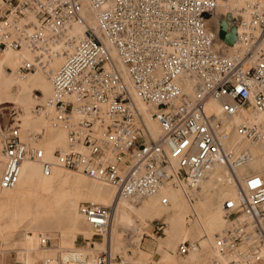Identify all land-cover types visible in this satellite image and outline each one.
<instances>
[{
  "label": "built area",
  "instance_id": "obj_1",
  "mask_svg": "<svg viewBox=\"0 0 264 264\" xmlns=\"http://www.w3.org/2000/svg\"><path fill=\"white\" fill-rule=\"evenodd\" d=\"M87 1L95 28L76 33L74 27L85 24L82 0H0V54L26 50L34 62L23 60L18 74L39 68L49 76L51 95L44 102L34 95L33 111L66 132L65 148L53 152L57 165L111 186L134 204L168 185L195 188L207 168L220 165L236 187V199L223 203L225 226L214 238L215 248L228 264H264V180L258 173L238 177L236 169L252 155L248 148L226 145L232 130L227 118L245 107L264 114V0H242L235 9L236 47L229 54L215 46L219 28L206 23L217 0ZM186 81L191 94L184 91ZM130 88L154 109L157 136ZM210 101L218 103L217 112L208 110ZM236 130L239 145L264 146L262 123ZM39 135L30 132L25 139L19 125L3 127L0 190L15 186L24 160L39 161L44 175L52 172L53 163L36 145ZM113 209L80 204L92 237L102 240ZM139 227L135 222L124 237L132 238ZM197 248L186 241L177 251L186 255ZM89 258L73 248L41 264H128L106 245Z\"/></svg>",
  "mask_w": 264,
  "mask_h": 264
},
{
  "label": "bare ground",
  "instance_id": "obj_2",
  "mask_svg": "<svg viewBox=\"0 0 264 264\" xmlns=\"http://www.w3.org/2000/svg\"><path fill=\"white\" fill-rule=\"evenodd\" d=\"M241 5L242 0H217L214 13L206 20L208 28L217 30L223 23L230 29L237 16L235 9ZM82 12L85 24L76 25V33H81L85 27L95 28L96 25L95 13L87 0H82ZM215 46L222 53L229 54L234 51L236 44H227L218 39ZM63 59V55L55 58L50 64L51 69L55 70ZM23 60L34 62L33 54L26 50L11 49H5L0 54V107L8 104L4 108L20 109L14 123L20 126L25 139L30 132L41 134L36 145L43 150V158L53 163V168L49 175H44L39 161L24 160L20 164L19 179L15 186L0 190V237L6 240L11 230L22 231L20 238L10 243L17 262L40 264L46 258L64 255L67 250L75 248L78 235L82 239H91L92 230L78 211L79 203L88 201L103 206L112 204L114 208L110 227L102 240H93L94 248H89L88 242L86 248L79 249L80 253L88 254L89 259H92L95 250L102 249V245H106L113 254L119 253L122 239L118 235L124 231L122 224L133 226L138 221L140 227L133 240L132 255L127 257L128 264H228V258L220 254L214 245L216 234L225 226L223 203L227 199H236V187L229 176H225L222 166L207 168L205 177L195 188L186 190L182 186L168 185L138 204L116 195L111 186L79 172L62 169L57 165L53 152L65 148L66 132L62 128L51 127L43 112L35 114L33 111L36 103L34 91L41 93V102L51 95L49 76L39 68L26 76H20L18 68ZM118 66L124 72V66L119 62ZM183 88L191 94L190 81H186ZM129 90L135 105L144 115L151 135L157 136L160 129L151 115L154 109L142 103L131 88ZM207 108L217 112L218 103L210 101ZM46 111L50 112L51 108L47 107ZM255 121L264 125V114L254 112L249 107L227 118V126L232 130L226 145L228 148H248L252 155L247 163L236 169L238 177L258 173L264 180V146L239 145L236 130L240 124ZM2 168L3 155L0 149V174ZM154 219H161L166 224L163 236L152 234L149 223ZM143 234L149 239L147 249H141ZM48 239L52 247H47ZM186 241L198 243V248L180 255L177 247ZM6 254L0 252V264H5Z\"/></svg>",
  "mask_w": 264,
  "mask_h": 264
},
{
  "label": "rangeland",
  "instance_id": "obj_3",
  "mask_svg": "<svg viewBox=\"0 0 264 264\" xmlns=\"http://www.w3.org/2000/svg\"><path fill=\"white\" fill-rule=\"evenodd\" d=\"M34 95H37L38 99H40L42 97L41 93L39 91H34ZM9 106L8 104H5V106ZM5 106H1L0 107V131L3 129V127L5 126H9V125H12L16 120H17V116H18V113H20V109H13V108H4ZM8 110V111H7ZM15 111V112H14ZM4 114V115H3ZM2 127V128H1ZM21 130V129H20ZM2 132V131H1ZM0 132V134H1ZM38 138H41V134L38 136ZM1 149V148H0ZM64 169V168H62ZM223 169V172L225 174V176H229L227 170L222 167ZM66 170V169H64ZM66 171H69V170H66ZM73 172V171H71ZM263 175H264V169H263ZM81 174V173H80ZM83 175V174H82ZM88 202V201H86ZM83 203V202H80L79 203V206L80 204ZM79 206H78V211H79ZM150 226H151V229H152V234L154 236H163L164 235V229L166 227V224L163 222V220L161 219H154L152 222L149 223ZM158 224H163V229H160V230H157L156 229V226ZM122 227L124 228V231H122V233L120 235H118V237L120 238V240L122 239L121 241V245L122 247L120 248V250L118 251L119 253H114L116 254L117 256H122L124 258L127 259L128 255H132V251H133V240H134V237L136 235L137 232H135L134 236L130 239H126L124 237V233L130 229V227H132V225H129V224H122ZM21 233L22 231L19 229H13L11 230V233H10V236L8 239H3L0 237V252H6V258L4 259V263L5 264H15L14 262H17L16 259L14 258L15 257V253H14V250L12 248V245H10V243H12V241L14 240H18L21 236ZM94 241H100L98 238H95V237H92L90 241L87 240V238H83L82 239V236L81 235H78L76 240H75V248H79V249H84L86 248L87 246V243L90 242L89 244V248H94V244H91V242ZM46 245L47 247H52V242L48 239L46 240ZM149 247V239H148V236L146 234H144V238L141 242V249H147ZM105 248V245H102V249ZM55 249H57V247H55ZM21 264V263H19ZM41 264V262H40Z\"/></svg>",
  "mask_w": 264,
  "mask_h": 264
},
{
  "label": "water",
  "instance_id": "obj_4",
  "mask_svg": "<svg viewBox=\"0 0 264 264\" xmlns=\"http://www.w3.org/2000/svg\"><path fill=\"white\" fill-rule=\"evenodd\" d=\"M219 38L227 44H232L236 40V29L232 26L230 29H227L223 23H220L219 26Z\"/></svg>",
  "mask_w": 264,
  "mask_h": 264
},
{
  "label": "crops",
  "instance_id": "obj_5",
  "mask_svg": "<svg viewBox=\"0 0 264 264\" xmlns=\"http://www.w3.org/2000/svg\"><path fill=\"white\" fill-rule=\"evenodd\" d=\"M15 264H19L20 262H14ZM22 264V263H21Z\"/></svg>",
  "mask_w": 264,
  "mask_h": 264
}]
</instances>
